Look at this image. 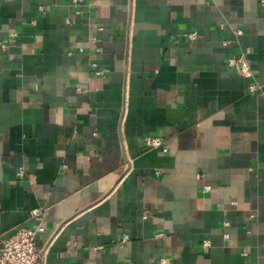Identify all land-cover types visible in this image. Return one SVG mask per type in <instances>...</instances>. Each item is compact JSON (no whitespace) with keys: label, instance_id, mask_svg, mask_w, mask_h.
I'll return each mask as SVG.
<instances>
[{"label":"crops","instance_id":"crops-1","mask_svg":"<svg viewBox=\"0 0 264 264\" xmlns=\"http://www.w3.org/2000/svg\"><path fill=\"white\" fill-rule=\"evenodd\" d=\"M18 227L39 264H264V0H0Z\"/></svg>","mask_w":264,"mask_h":264},{"label":"built area","instance_id":"built-area-1","mask_svg":"<svg viewBox=\"0 0 264 264\" xmlns=\"http://www.w3.org/2000/svg\"><path fill=\"white\" fill-rule=\"evenodd\" d=\"M189 36L195 38L196 32H190ZM229 64L242 74L249 75L251 73L245 53L231 57ZM145 144L149 148L160 147L163 151L165 150L164 141L158 136H146ZM199 177H202V174H199ZM204 188L209 190V186L205 185ZM31 213L39 216L40 211L39 209H34ZM41 229L42 227H18L12 234L1 238L0 264H39L40 253L35 246V237L36 233ZM205 245H208V241H205Z\"/></svg>","mask_w":264,"mask_h":264}]
</instances>
